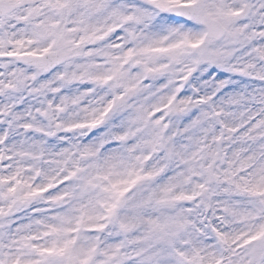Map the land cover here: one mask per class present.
Masks as SVG:
<instances>
[{"label": "snow or ice", "instance_id": "1", "mask_svg": "<svg viewBox=\"0 0 264 264\" xmlns=\"http://www.w3.org/2000/svg\"><path fill=\"white\" fill-rule=\"evenodd\" d=\"M0 264H264V0H0Z\"/></svg>", "mask_w": 264, "mask_h": 264}]
</instances>
